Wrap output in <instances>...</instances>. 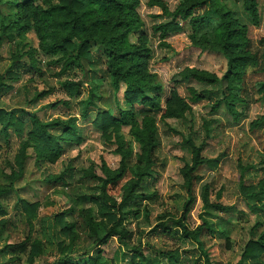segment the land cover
Instances as JSON below:
<instances>
[{
  "label": "rangeland",
  "instance_id": "obj_1",
  "mask_svg": "<svg viewBox=\"0 0 264 264\" xmlns=\"http://www.w3.org/2000/svg\"><path fill=\"white\" fill-rule=\"evenodd\" d=\"M98 1L100 4L87 5V19L96 21L98 27L102 24L108 39L116 34L125 36L123 51L132 54L127 67L139 84L149 88L146 95L159 111L147 119L139 113L142 106L136 105L132 125L121 124L106 134L92 123L95 109L88 120H82L81 98L74 100L63 88L65 82L78 80L80 70L68 71V60L54 49L58 40L43 13L59 0H4L0 4V109L14 112L13 123L18 118L23 125L18 131L12 126L4 131L0 125V182L10 187L0 200V212H5L0 216V252L4 254L1 257L0 253V264H50L56 258L87 264V243L95 234L101 241L91 254L104 264H128L131 258L138 262V256L153 257L157 250L176 252V264H204L197 245L182 236L181 229L165 231L161 224L179 221L186 230L194 231L202 224L205 202L237 211L216 212L217 218L209 219L222 220V226L231 231L228 244L206 231L201 238L211 264H237L245 243L254 235L255 216L245 207V190L248 194L264 193V124L259 125L264 99L255 87L261 79L257 67H245L248 102L235 106L241 112L239 119L212 115L205 101L193 103L204 87L190 76L196 73L223 79L228 70L223 54L193 46L190 41L188 22L205 7L182 19L179 11L197 0H116L120 6ZM220 2L230 8L233 0ZM27 3L30 7L22 10ZM254 7V13L244 15L236 25V40L249 42L251 53L260 51L259 42L264 39V0H255ZM170 22L178 25L176 31L166 35L157 31ZM136 50L142 56H134ZM90 55L98 60L91 69L98 75L107 62L106 50L91 43ZM9 68L12 76L5 74ZM224 87L225 82L221 92ZM109 90L104 82L103 91ZM123 91L120 84L117 109L126 111L129 107ZM173 95L187 105L181 119L163 112ZM32 116L44 121L75 120L80 131L71 137L64 128L53 129L51 132L62 139L61 149L47 157L38 153L36 141L27 135ZM204 120L209 121V137L204 135ZM150 127L158 134L159 146L149 160L145 142ZM191 132L198 137L195 146H201L200 156L206 161L217 160L216 167L207 162L195 164L181 147L182 136ZM128 158L144 179L123 211L121 230L125 234L115 237L109 235L112 222L105 217L102 185ZM190 168L193 180L187 188L184 173ZM4 175H10L11 182ZM130 182L122 181L118 195ZM108 193L114 194L113 189ZM24 204L32 207L25 210ZM54 223L57 230L62 229L58 240L52 235ZM263 230L264 226L259 227L252 238L264 242ZM38 251L44 255L36 258ZM121 254H126L124 261Z\"/></svg>",
  "mask_w": 264,
  "mask_h": 264
},
{
  "label": "trees",
  "instance_id": "obj_2",
  "mask_svg": "<svg viewBox=\"0 0 264 264\" xmlns=\"http://www.w3.org/2000/svg\"><path fill=\"white\" fill-rule=\"evenodd\" d=\"M4 0H0L2 4ZM98 0H59L58 4L52 6L49 10L44 11V17L48 19V28L51 33L56 36L57 44L54 49L57 52L63 53L68 60V71L80 70V77L78 80L72 82H65L63 88L69 92L74 100H79L80 116L82 120H88L89 114L93 109L96 111L95 119L92 121L93 125L99 128L104 134L108 130H117L121 124L132 125L135 121L134 106H142L139 113L145 118H150L156 112L158 108L152 102V100L146 95L145 87L134 78L133 70L127 67L128 62L132 60L131 53L123 51L126 44V38L122 34H116L111 36L112 43L103 34V26L96 21H90L87 19V5ZM114 6L120 4L116 0H109ZM254 1L255 0H233L231 7L226 8L225 4L220 0H197L192 4L186 6L182 13V19H188L191 16V12L195 9L203 10V13L191 18L188 22L192 28V34L190 41L193 46L203 47L207 49H216L227 60L228 70L223 79L216 77H204L200 74L193 73L190 76L198 81L202 87L201 92L195 96L193 103H199L205 101L209 104L210 113L212 115H226L232 121H237L241 112L235 110L237 104L247 103V92L244 88L246 82V70L245 67L250 66L257 67L256 74L260 76V80L256 82L257 93L264 99V39H261L259 44L261 49L257 53H251L250 43L247 41H237L238 28L240 18L244 15H251L254 13ZM30 7L29 3L24 5L21 9L25 10ZM100 8V6H99ZM245 16V17H246ZM178 29V25L175 23H167L164 26L158 27L157 31L166 35L169 32H174ZM91 43L98 44L105 48L107 55V62H105L104 68L99 71V74H95L91 71L96 59L90 55ZM114 45V46H113ZM137 57L142 56L139 50H136L135 55ZM137 67L142 68L140 62H137ZM242 67V68H241ZM241 68V70H239ZM9 68L6 71L7 76H12V72ZM138 71V70H137ZM104 82L109 86V92L103 91ZM225 82L224 91L221 92V86ZM120 84L124 86L123 100L125 105L129 107V110H120L117 94L120 90ZM210 89H205V87ZM150 105V106H149ZM102 107V108H101ZM149 107V108H148ZM115 108L117 112L114 113ZM98 109V110H97ZM187 109V105L182 99L175 97L174 95L167 101V106L163 112L165 116L169 118L181 119L184 111ZM14 112H5L0 109V125L4 131L8 126L14 127L17 131L23 122L20 119H16L13 123ZM153 113V115H150ZM75 120H67L66 122L61 120L44 121L40 120L36 116H32L30 120V130H28V137L36 141V147L39 154H45L50 157L53 154L60 151L61 138L54 135L51 131L55 128L61 127L69 132V136L74 137L80 128L74 124ZM264 124V116L260 118L259 125ZM205 137H209V121L204 120L203 123ZM151 128V127H150ZM108 135V134H107ZM107 138H109L107 136ZM198 137L194 132L189 133L187 136H182L181 147L192 155V160L195 164H202L207 162L211 167H216L217 160L206 161L200 156L201 146L196 147L195 141ZM147 148L148 159L151 158L159 146V138L156 131L152 128L149 131V135L145 142ZM140 161V158H138ZM150 160V159H149ZM190 170L185 171L184 176L187 180L186 187L189 188L193 176L190 175ZM16 175V174H13ZM144 174L138 171V168L132 167V161L128 158L124 163L122 169L114 175H108L102 185V193L105 195V217L108 221L112 222V226L109 230L110 236L120 237L125 234L121 230V225L125 219L124 210L129 207V203L135 198L133 193L139 186ZM8 181L11 182L10 175H4ZM126 180L129 183L127 190L121 191L122 181ZM197 181L200 179H196ZM3 182H0V200L3 196L2 193L9 190L10 187L5 188L1 186ZM112 188L114 194L111 196L108 190ZM243 201L245 207L251 214L255 216L254 235L250 236V239L245 243L244 251L242 253V260L237 264H243L244 260H249L252 264L261 263L264 264V242H259V237H256V230L259 227L264 226V203H261V195L248 194L245 190ZM32 206L24 204V209L29 210ZM1 209V202H0ZM204 215L201 217L202 224L198 226L194 231L186 230L179 221H167L162 225L165 231L171 230L173 227L181 229L182 236L188 238L191 242L195 243L204 257V264H211L209 262L208 255L204 250V244L201 240L204 231L210 236H214L217 239H223L228 244L230 230L224 228L222 220H216L211 222L209 219H216V212L220 213H233L234 207H221L212 206L207 202L203 206ZM5 214L4 211L0 212V216ZM52 226V227H51ZM51 230L53 239L58 240V235L62 232L57 230V224H51ZM264 231V230H263ZM91 238L87 243V264H104L100 262L98 255H93L91 252L99 246L100 238L96 237L97 234ZM55 237V238H54ZM93 241V242H92ZM48 245L51 246V242L48 239ZM90 243H92L90 245ZM61 245L58 244V247ZM2 254V252H0ZM44 255L40 251L34 254V257H41ZM4 254L1 255L3 257ZM178 254L176 252H168L164 250H157L154 256L144 255L138 256V262H134L131 258L128 264H176ZM35 258V259H36ZM126 254H121V261H124ZM50 264H77L73 260L66 258H56Z\"/></svg>",
  "mask_w": 264,
  "mask_h": 264
}]
</instances>
